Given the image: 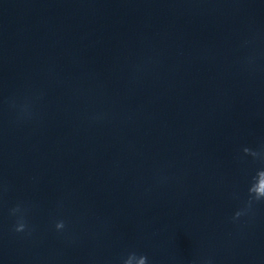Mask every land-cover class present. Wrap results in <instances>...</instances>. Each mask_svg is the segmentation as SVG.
Wrapping results in <instances>:
<instances>
[{"label":"clouds","instance_id":"clouds-1","mask_svg":"<svg viewBox=\"0 0 264 264\" xmlns=\"http://www.w3.org/2000/svg\"><path fill=\"white\" fill-rule=\"evenodd\" d=\"M264 196V191H258L257 192V200L260 199V197ZM57 228H60V227H63V222H59L57 223L56 225ZM25 228V225L24 224H19L16 228V231H23Z\"/></svg>","mask_w":264,"mask_h":264}]
</instances>
